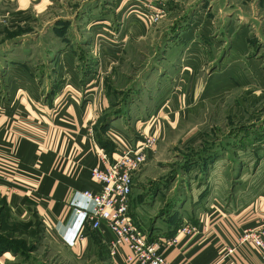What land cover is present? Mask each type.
<instances>
[{
  "label": "crops",
  "instance_id": "obj_1",
  "mask_svg": "<svg viewBox=\"0 0 264 264\" xmlns=\"http://www.w3.org/2000/svg\"><path fill=\"white\" fill-rule=\"evenodd\" d=\"M66 7L69 14L58 13L51 20L43 21L38 16L51 8L49 0H0V41L20 43L21 50L18 56L12 49L0 56L4 61L0 76L7 82V96L0 99V217L4 222L1 221L10 232L13 233L15 227V234L25 237L36 232L35 216L41 221L43 242L57 257L56 264H136L126 261L128 252L124 247L119 246L111 253L110 242L114 237L104 224L98 229L90 228L92 203L83 191L100 189L90 169L105 165L99 155L101 145L94 130L95 122L108 107V97L104 96L102 87L103 76L115 70L112 66L121 61L124 53L120 50L129 38L145 28L129 13L131 19L127 21L125 15L121 16L124 11L121 9L116 16L119 30L112 33L115 21L108 18L105 7L90 19L87 11L77 15L72 3ZM53 8L59 11V4ZM50 22L49 33H33L37 36L33 44L42 46L41 53L22 50L26 47L27 36L32 35L29 29ZM66 33L75 36L71 39L66 36L68 44L60 50L59 39L62 40ZM45 36L55 40V46L45 48ZM85 36H89L88 59L97 61L93 58H99L96 66L88 69L90 72L83 66L89 75L85 76V83L90 82L92 76L95 79L87 85L93 93L88 99L79 95L81 77L70 60L75 58L71 53L75 41L80 39V44L84 43ZM37 56L40 60L55 59L51 96L46 93L48 89L45 91V81L39 80L50 74L48 68H34L28 62L38 59ZM191 56L187 50L181 53L179 70L172 74L164 71L161 75L159 69H151L145 82L147 89L142 90V95L146 97L141 104L142 108L149 109L147 116L153 114V117L143 120L145 126L144 129L140 127V131L154 132L158 141L155 150L132 175L130 216L148 241L162 243L174 238L173 242L161 245V251L171 264H259V251L248 243H239L238 238L245 229L263 224L264 179L258 182L241 176L236 190L229 191L231 181L220 177H226L229 169L227 164L221 163L223 154L217 149L208 151L209 146L208 153L198 157L194 154L203 148L200 142L207 138L206 134L201 130L193 132L191 128L177 131L186 124H199L204 104H211L205 98L200 100L189 86L191 76L202 63L201 56ZM59 77H65L61 84L57 83ZM233 119L234 122L236 116ZM112 129L109 126L108 132ZM176 131L178 134L172 133ZM175 138L181 145L185 142L179 146L185 149L179 153L178 159L183 163L176 172L192 175L181 187L183 192L181 185L175 190L173 172L165 175L171 164L163 163ZM124 143L127 142L119 141L113 152L106 151L109 160ZM194 158H197L196 163L190 160ZM258 169L260 165L255 168L254 176L260 171ZM201 173L203 179L195 185ZM242 186L259 187V191L253 195L242 191ZM77 208L82 212L77 213ZM17 222L24 226L22 230L14 225ZM182 227L193 230L183 233L179 231ZM8 238L12 239L11 234ZM21 256L18 252L4 250L0 253V264H33L30 260L33 255L24 260Z\"/></svg>",
  "mask_w": 264,
  "mask_h": 264
},
{
  "label": "rangeland",
  "instance_id": "obj_2",
  "mask_svg": "<svg viewBox=\"0 0 264 264\" xmlns=\"http://www.w3.org/2000/svg\"><path fill=\"white\" fill-rule=\"evenodd\" d=\"M49 1L51 2V8L39 14L41 16H38V19L51 20L52 16L58 13L67 15L69 14V8L66 6L68 3H72L74 9L76 8L75 13L78 15L87 11L88 19L98 16L105 7L109 14L108 18H112L113 22L115 21L111 30L112 33L119 30L116 25V16L121 9H124L121 16L125 15L127 21L131 19L129 13L145 28L140 33L135 34V37L131 36L132 34L130 35V41L120 50L124 53L121 55V61L112 66L115 70L103 76L102 87L104 96L108 97V107L104 109L95 122L94 130L97 139L98 137L102 139L101 141L98 139V142L105 152H113L119 141L129 143L141 138L139 131L143 120L153 117V114L147 116L149 109L142 108L143 104H141L145 102L143 99L146 95H142V90L147 89L145 82L149 78V72L155 68L160 70L161 75L164 71H168V74H170V71L171 74L178 71L180 54L187 50L189 57H192L191 55L202 57V63L199 69L195 70L194 76H191L189 86L192 88L193 94L197 95L200 100L205 98V101L211 104H204L202 111H200L199 124H186L181 129L178 128L177 131L191 128L193 132L201 130L206 134L205 137L207 138L200 142L203 148L197 147L200 150L194 154H197L198 157L199 154H206L209 150L211 151V148L217 149L219 153L223 154L224 161H221V163L227 164L229 169L226 170L228 171L227 174L225 173L226 177H223V175L220 177L221 179L228 178L231 181L232 185L229 191L234 192L236 190L241 176L242 179L250 178L258 182L263 181L264 0ZM130 1L132 2L130 3ZM56 4H59V11L53 8L56 7ZM122 4L125 5L126 9ZM155 12H159L160 15L156 21H153V13ZM51 26L52 23L50 22V24H44V26L30 28L29 31L32 35L27 36L26 47L24 45L26 49L23 48L22 50L41 53L42 46L33 44V40L37 38L33 33L39 35L49 33ZM63 36L62 40L59 39L60 50L68 44V39L74 38L75 35L68 36L66 33ZM66 36L69 38L67 39ZM87 37L89 36L83 38L84 43L80 44V39H78V42L75 41L72 46L73 51H71L75 58H70L73 67L81 77L82 88L79 95L83 99H88L93 95L89 92L90 88L87 85L93 83L94 77L92 76V80L87 83H85L84 78L89 76L86 73L90 72L88 69H93L99 60L97 56H93V59H98L97 61L88 59L89 52L87 49H89V46L87 45L89 39ZM19 44L15 42L5 44L1 40L0 56L8 49L16 51L17 56L20 55L18 54V51H21ZM54 44L55 40H52L50 36L48 38L45 36V48ZM119 47H122V45H119ZM82 59L86 60L82 61ZM28 62L34 68H48L50 74H46V77H39V80L45 81L44 84H47L44 87L45 91L48 89L46 93L51 96L53 94L50 92L51 83L55 84L52 78L53 68L56 64L55 59L40 60L39 58H33ZM3 64L4 61L2 60L0 66ZM83 66L87 67L86 72ZM82 67L83 69H81ZM0 74H2L1 71ZM64 79L59 77L57 83H63ZM6 89V79L1 75L0 99L7 96ZM235 116L236 119L233 122ZM138 122L140 123L138 124ZM109 126H112L116 131L112 129L111 132H108ZM177 131L172 133H177ZM183 145H185L184 141ZM183 145H181L180 140L175 138V141L171 143L173 148H169L170 154L163 162L165 164L169 163L168 165L171 164L165 170V175L173 172V180L177 186L175 190L179 189L178 186L181 185L180 191L183 189L181 188L183 184H186L189 177L192 176H187L183 172L178 173L179 167H182L183 163L178 159L179 153L185 149H181L179 146ZM244 149L247 151L242 153ZM236 150H239V155ZM192 151L189 153L190 155L193 153ZM226 151H228V154H225ZM258 157L262 159L259 160ZM190 160L195 161L197 158ZM191 164L193 163L188 165ZM259 165L260 169L258 170L260 171L254 176L255 168ZM200 178L203 179V173L194 181L195 185L201 180ZM262 188L264 189V187ZM241 190L256 195L259 187L247 186L245 188V186H242ZM231 192L229 193L231 194ZM1 220L3 221L0 217V237H9L11 234L12 239L16 241L14 245L16 252L24 257L21 256L23 260L31 254L34 256L33 259L36 258V261L30 259L33 264L57 263V257L47 249L48 245L43 242L44 239L40 231L41 221L37 220L35 216L33 221L36 232L25 237L15 234V227L12 228L13 233L10 232L7 225H5V228ZM14 225H18L17 228L21 230L24 228L18 222Z\"/></svg>",
  "mask_w": 264,
  "mask_h": 264
},
{
  "label": "built area",
  "instance_id": "obj_3",
  "mask_svg": "<svg viewBox=\"0 0 264 264\" xmlns=\"http://www.w3.org/2000/svg\"><path fill=\"white\" fill-rule=\"evenodd\" d=\"M159 12L153 13V21L159 18ZM144 124L141 128L144 129ZM141 138L124 143L122 149L109 160L106 152L100 148L99 155L103 167H91L92 178L99 183L97 191L84 190L83 195L92 203L90 228L98 229L101 224L113 234L110 242L111 253L121 246L127 250L126 261L136 264H171L161 251V245L169 244L174 238L162 243L150 242L147 236L134 223L129 212V199L132 188V175L145 163L147 155L157 145V135L150 130L139 132ZM77 213L81 209H75ZM193 228L182 227L181 232H192ZM239 243H248L259 251V264H264V221L258 227L245 229L238 238ZM231 251V249H229Z\"/></svg>",
  "mask_w": 264,
  "mask_h": 264
},
{
  "label": "trees",
  "instance_id": "obj_4",
  "mask_svg": "<svg viewBox=\"0 0 264 264\" xmlns=\"http://www.w3.org/2000/svg\"><path fill=\"white\" fill-rule=\"evenodd\" d=\"M98 139L100 141L102 140V139H100V137H98ZM12 240L13 239H10V238H8L6 236L5 237L4 236L0 237V253H2L4 250L5 251L11 250L13 252H16V248L14 247V245L16 244V241H14V240L12 241Z\"/></svg>",
  "mask_w": 264,
  "mask_h": 264
}]
</instances>
